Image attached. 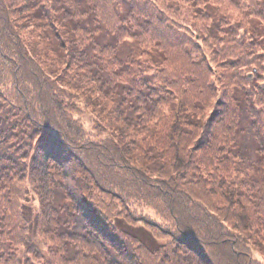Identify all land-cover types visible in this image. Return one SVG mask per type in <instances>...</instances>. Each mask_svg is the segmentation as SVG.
I'll list each match as a JSON object with an SVG mask.
<instances>
[{"label": "trees", "instance_id": "1", "mask_svg": "<svg viewBox=\"0 0 264 264\" xmlns=\"http://www.w3.org/2000/svg\"><path fill=\"white\" fill-rule=\"evenodd\" d=\"M0 264H264V0H0Z\"/></svg>", "mask_w": 264, "mask_h": 264}]
</instances>
